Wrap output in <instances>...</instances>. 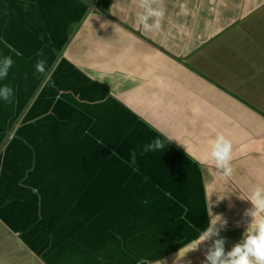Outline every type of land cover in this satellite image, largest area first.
I'll return each instance as SVG.
<instances>
[{"label": "crops", "instance_id": "obj_1", "mask_svg": "<svg viewBox=\"0 0 264 264\" xmlns=\"http://www.w3.org/2000/svg\"><path fill=\"white\" fill-rule=\"evenodd\" d=\"M156 6L148 31L138 0H0V55L20 52L22 85L72 125L63 145L28 127L1 143L0 264H204L208 245L185 253L210 208L234 233L225 251L240 242L249 193L264 187V0ZM40 59L50 81L26 85ZM219 135L230 176L208 158ZM157 138L162 150L141 151Z\"/></svg>", "mask_w": 264, "mask_h": 264}, {"label": "clouds", "instance_id": "obj_2", "mask_svg": "<svg viewBox=\"0 0 264 264\" xmlns=\"http://www.w3.org/2000/svg\"><path fill=\"white\" fill-rule=\"evenodd\" d=\"M158 2L159 0H138V6L143 11L137 14V20L145 30L151 31L160 28V21L164 12L161 7L156 6ZM7 47L14 51L16 56L21 55L11 45H7ZM38 55L42 56L43 53L40 52ZM13 64L14 61L11 56H4L0 59V80L7 78ZM35 71L44 78V83L50 81V70L46 60H38ZM13 98L14 92L11 87L0 86V100L11 103ZM164 147V143L157 138L144 145L141 151L143 153L156 152ZM231 152L232 144L223 135L217 136L210 144L208 158L224 176H230L232 173ZM136 157V150H133L127 161L134 171L137 170L135 167ZM33 192L38 194V189H34ZM229 196L222 197L220 200ZM247 202L250 207L245 210L244 216L249 219V223L240 242L233 245L231 250L225 251L226 241L220 237V232L227 225V221L221 215L212 214L210 208L208 226L200 231L196 238L186 246L185 255L199 250L202 245H208L204 252V264H264V187H254L249 193ZM138 264H165V261L162 259L155 261L141 259Z\"/></svg>", "mask_w": 264, "mask_h": 264}, {"label": "rangeland", "instance_id": "obj_3", "mask_svg": "<svg viewBox=\"0 0 264 264\" xmlns=\"http://www.w3.org/2000/svg\"><path fill=\"white\" fill-rule=\"evenodd\" d=\"M5 51V50H4ZM1 52V51H0ZM6 54H1L0 59H2ZM14 64L10 68L7 78L4 80H0V86L7 85L13 89L14 92V98L11 103H6L3 100H0V145L3 144L4 140L7 138L6 134L11 133V131L14 128L22 129L23 127L28 128H34L39 129L49 133L47 134L48 143L57 144L61 143V139H66V142H63L64 144L70 143V140H67L69 138H65V136L56 134L59 132L61 134L62 129H72L71 121L69 119L67 120H60L57 119L54 114V106H51L48 108L46 105H39L38 103V89L36 87H24L22 77V62L21 57L11 56ZM14 68V70H12ZM33 78L37 79V73L36 72H29V81H24L25 84H32L36 83V81L32 80ZM33 99V101H32ZM29 103H31L29 105ZM31 108V112H42L44 111L42 117H32L31 120H23V113L27 110V108ZM49 110L50 113L46 114ZM60 130V131H57ZM74 131V130H73ZM38 133V132H37ZM44 133V132H42ZM63 133V132H62ZM5 135V136H3ZM9 136V135H8ZM69 137V136H68ZM44 138V137H43ZM63 145V144H62ZM87 144H86V137H80V144L79 149L80 150H86ZM85 157V153L83 154ZM45 186V185H44ZM47 185L46 187H48ZM73 186V185H72ZM85 187V185H78V190H81ZM64 190L70 191V189L65 188ZM48 204H55V201H48ZM103 201L102 200H96V209L100 208L102 206ZM100 205V206H99ZM58 206V205H57ZM55 207V205H54ZM220 237L224 239H234V233H220ZM14 249V248H13ZM1 253V251H0Z\"/></svg>", "mask_w": 264, "mask_h": 264}]
</instances>
